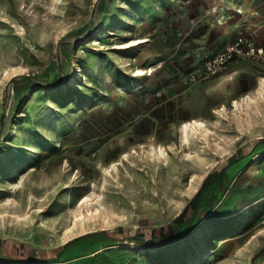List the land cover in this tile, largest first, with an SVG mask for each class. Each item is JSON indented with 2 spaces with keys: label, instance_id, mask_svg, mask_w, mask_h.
I'll return each mask as SVG.
<instances>
[{
  "label": "rangeland",
  "instance_id": "obj_1",
  "mask_svg": "<svg viewBox=\"0 0 264 264\" xmlns=\"http://www.w3.org/2000/svg\"><path fill=\"white\" fill-rule=\"evenodd\" d=\"M176 2L0 0V254L33 262L0 264H257L264 79L251 100L187 105L155 60ZM185 207L179 242L106 240L149 243Z\"/></svg>",
  "mask_w": 264,
  "mask_h": 264
},
{
  "label": "crops",
  "instance_id": "obj_2",
  "mask_svg": "<svg viewBox=\"0 0 264 264\" xmlns=\"http://www.w3.org/2000/svg\"><path fill=\"white\" fill-rule=\"evenodd\" d=\"M177 1L168 17L166 26L170 29L160 34L159 51L155 55L156 67L166 74L170 90L184 94L187 105L201 103L212 109L218 105V110L234 100L250 98L254 84L264 79V63L232 62L220 76L187 86H182L180 74L238 35L249 36L255 44L264 47V0ZM173 83L178 88L172 87ZM256 90L258 93L257 87ZM258 231L249 238V241H261L251 253L253 261L264 264V233ZM229 236L222 243L234 242L238 235Z\"/></svg>",
  "mask_w": 264,
  "mask_h": 264
},
{
  "label": "built area",
  "instance_id": "obj_3",
  "mask_svg": "<svg viewBox=\"0 0 264 264\" xmlns=\"http://www.w3.org/2000/svg\"><path fill=\"white\" fill-rule=\"evenodd\" d=\"M236 61L264 63V47L255 44L249 36L238 35L198 64L184 70L182 80L187 84L209 81L220 76L230 63ZM261 217L264 220V214Z\"/></svg>",
  "mask_w": 264,
  "mask_h": 264
},
{
  "label": "trees",
  "instance_id": "obj_4",
  "mask_svg": "<svg viewBox=\"0 0 264 264\" xmlns=\"http://www.w3.org/2000/svg\"><path fill=\"white\" fill-rule=\"evenodd\" d=\"M235 161V157L233 155H231L228 158V165L233 163ZM220 175V177H222V179H224V175H223V170H221L218 174H215V176H213V178H210L209 180H204V182L202 183V186L199 188V190L196 192V194L193 196V198L190 200V206H192V210L193 213L196 214L197 211V198L199 197L200 193H201V189L203 187H205L208 183L213 182L214 177ZM207 179V178H206ZM187 207H185V209L174 219V223H176V227L173 228L171 226H169L166 230H161L158 234L153 232L152 236H151V241L148 243L144 240V238L139 235V236H129L126 238H112L109 236H106V240L109 241H114V242H121V243H135L138 244V246L144 247V248H150V247H160L166 244H171L174 242H177L179 240H181L185 235H186V231L185 232H181V229L183 227V225H185V220H184V214L186 212ZM196 220V222L198 220H200L198 217L193 218L191 217L189 222ZM187 224V222H186ZM0 259H4V260H10V261H15V262H26V263H33L30 260H19L18 258H13L11 256H6V255H1L0 254ZM41 262H46V261H41ZM40 262V263H41Z\"/></svg>",
  "mask_w": 264,
  "mask_h": 264
},
{
  "label": "bare ground",
  "instance_id": "obj_5",
  "mask_svg": "<svg viewBox=\"0 0 264 264\" xmlns=\"http://www.w3.org/2000/svg\"><path fill=\"white\" fill-rule=\"evenodd\" d=\"M135 70H136V75H142L143 74V69H135ZM251 98L252 97L247 98V99L251 100ZM234 102H236V101H234ZM244 109H245V107H244ZM247 109L249 110L248 106H247ZM203 127H204V125H203V123L201 121L192 120V121H189V122H183V123H181V125H180V131H181V133L183 135V139L185 141H187L188 140V134H189V132H191L193 129H199V128H203ZM158 152H159L158 158H163L165 156V152L163 150H159ZM119 162H121V159H119L118 163ZM106 169L107 168H105L104 170H106ZM14 186L15 185H12V188L13 189L15 188ZM88 200H89V198H87V196H85L84 198L80 199V202L78 204V207L82 206L84 203L86 204L88 202ZM78 215H79V217H77V215H74L76 217L74 218V220H72L73 221L72 226H69V228L67 229V231H69L70 233L74 229H77L78 225L81 224V221H82L81 219L85 217V215L82 212H79ZM87 215H89V216L91 215V212H89V210H87ZM21 217H23V216L22 215H17L16 218L19 220V219H22Z\"/></svg>",
  "mask_w": 264,
  "mask_h": 264
}]
</instances>
